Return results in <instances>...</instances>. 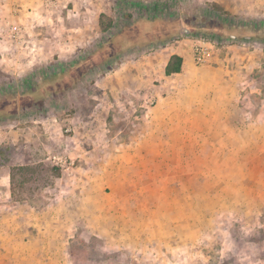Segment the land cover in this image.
Wrapping results in <instances>:
<instances>
[{"label": "rangeland", "instance_id": "rangeland-1", "mask_svg": "<svg viewBox=\"0 0 264 264\" xmlns=\"http://www.w3.org/2000/svg\"><path fill=\"white\" fill-rule=\"evenodd\" d=\"M171 1L137 23L121 0H44L39 14L0 15L5 235L42 220L66 237L67 264H264V0ZM108 21L118 27L104 35ZM183 39L192 53L204 42L254 54L258 81L246 91L260 84L261 113L255 92L242 95L241 128L228 131L207 114L210 92L184 73L154 78L145 93L120 80L121 69L136 72L152 50ZM212 63H193L194 77L208 80ZM22 90L32 93L20 99ZM45 127L53 133L43 142Z\"/></svg>", "mask_w": 264, "mask_h": 264}, {"label": "crops", "instance_id": "crops-1", "mask_svg": "<svg viewBox=\"0 0 264 264\" xmlns=\"http://www.w3.org/2000/svg\"><path fill=\"white\" fill-rule=\"evenodd\" d=\"M43 1L44 0H0V8L5 6V2L17 3L13 8H11V6L7 8L6 5L4 7L5 10L0 9V15L8 16L5 15L8 12L11 17L17 16V19L20 20L22 17L24 18L29 14L28 10L32 14L35 12L39 14L38 10ZM1 3L4 4L1 5ZM29 40L31 39L29 38ZM65 51H67V49H60L59 53L65 54ZM213 52V63L208 65L207 69H205V72H208L210 76L208 80L202 77H194L195 75L192 73V70H194L192 43L184 39L172 46L158 51L156 50L150 53L148 57L136 62V72L130 70L126 71L128 66L121 69L120 80L124 81L125 78L132 79V85L135 84L141 89V93H145L143 89L147 88L149 82L154 78H169L184 73L185 81L187 80L191 83L190 85L193 89H196L197 86H204L208 92H210L211 98L208 102L209 108H212V110L207 114L209 115L210 113L215 115L212 122L217 125H224L222 128L228 131H238L241 127H239V123L235 122L234 116L244 113V110L238 109V105H235L236 99H239L242 95H246V98L243 99L245 100L253 95L251 93L255 92L256 94L254 95H256L257 106L255 107L253 105L252 108L255 107L258 114H260L262 110L261 104L259 105L258 103L261 98L260 84L257 85V89L254 88L251 92L246 91L248 85L251 87V85H255V81H258V79H254V75L259 72V59L249 52L248 49L240 46H222L215 48ZM174 55L182 59L181 70L179 73L166 75L165 69L171 57ZM123 71H125V74L122 73ZM204 87H202L203 91H205ZM138 96L143 97L142 94ZM45 128L44 132L46 136L45 138L43 137V142L46 141L48 136L51 138V134L53 133V127ZM40 135H43L42 132ZM123 156L125 159L126 154ZM2 177L3 176H0V185H2L0 187V264H67L69 253H67L68 245L66 237L56 234L50 236L49 232H51V228L44 225L42 220H38L34 217L30 218L26 225L19 222L16 233L12 235L4 234L3 222L5 215L3 211L5 210V202L7 198H9V193L6 191L7 180ZM121 189L122 188L111 187V194H119L120 192H122L121 194H129L128 190ZM85 191L86 190H80L79 188L77 193ZM59 209L63 210V207L56 208L55 211H59ZM50 211L53 212V208H51ZM92 212L97 213V218H92L90 220L92 222V227L93 229L96 227L100 228V210H95V208H93ZM93 216L95 217V213ZM23 226L28 228H21Z\"/></svg>", "mask_w": 264, "mask_h": 264}, {"label": "trees", "instance_id": "trees-1", "mask_svg": "<svg viewBox=\"0 0 264 264\" xmlns=\"http://www.w3.org/2000/svg\"><path fill=\"white\" fill-rule=\"evenodd\" d=\"M121 4H122L121 10H124V11H126L127 9L130 10V13L126 17L127 18L126 21L131 20L132 22L135 21L137 23V22L143 21L144 19L154 20L155 17H157V15L162 14L161 12L160 14L158 13L159 9H165L167 7H170L172 5V1L171 0H153V1L146 2L143 0H121ZM207 6H209L211 9L217 7L214 4H209V5L207 4ZM143 14H145V16ZM116 27H118V25H115L111 21H108L105 25L104 24L101 25L102 34L107 35L112 31L116 32L115 30L117 29ZM119 29L120 28H118V30ZM187 34H188V31H187ZM175 37H177V39L180 38L178 34ZM197 39L203 40V38L201 37ZM156 49L157 48H155L152 51H155ZM122 61L123 60H119L117 64L121 63ZM181 65H182V59L176 55L172 56L165 69V74L170 75L173 73H179L181 70ZM26 85L29 86L28 83L25 84V86ZM29 93H32V90H28V91L22 90L18 93L19 94L18 98L23 99L26 95H29Z\"/></svg>", "mask_w": 264, "mask_h": 264}, {"label": "built area", "instance_id": "built-area-1", "mask_svg": "<svg viewBox=\"0 0 264 264\" xmlns=\"http://www.w3.org/2000/svg\"><path fill=\"white\" fill-rule=\"evenodd\" d=\"M22 29L20 26L13 25L10 27L8 38L12 39L15 43L19 40V35ZM23 43V41H22ZM21 44V43H20ZM213 59V46L204 42H200L195 46L192 53V60L195 66L208 64ZM153 104L152 101H150Z\"/></svg>", "mask_w": 264, "mask_h": 264}, {"label": "water", "instance_id": "water-1", "mask_svg": "<svg viewBox=\"0 0 264 264\" xmlns=\"http://www.w3.org/2000/svg\"><path fill=\"white\" fill-rule=\"evenodd\" d=\"M185 32H187V30Z\"/></svg>", "mask_w": 264, "mask_h": 264}]
</instances>
